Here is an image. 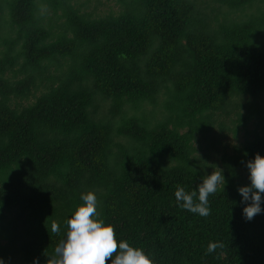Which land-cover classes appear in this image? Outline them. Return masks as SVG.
Returning a JSON list of instances; mask_svg holds the SVG:
<instances>
[{
    "label": "trees",
    "instance_id": "1",
    "mask_svg": "<svg viewBox=\"0 0 264 264\" xmlns=\"http://www.w3.org/2000/svg\"><path fill=\"white\" fill-rule=\"evenodd\" d=\"M113 2L0 0V258L45 264L64 231L50 222L92 191L153 264H264V212L245 220L236 191L264 156V0ZM241 130L209 214L181 208L176 186L215 169L198 137Z\"/></svg>",
    "mask_w": 264,
    "mask_h": 264
},
{
    "label": "clouds",
    "instance_id": "2",
    "mask_svg": "<svg viewBox=\"0 0 264 264\" xmlns=\"http://www.w3.org/2000/svg\"><path fill=\"white\" fill-rule=\"evenodd\" d=\"M248 184L237 187L241 198L242 215L245 220L264 212V156L254 154L253 158L245 161ZM225 184L222 170L215 167L209 174L204 175L193 190L186 191L177 185L174 197L179 206L200 216L209 214L208 196L223 188ZM81 204L77 205L63 225L55 220L50 222L52 233L61 232L63 236L55 244L45 264H153L152 259L140 247L131 246L128 241H117L114 228L106 224L98 212V199L94 192L81 193ZM220 245L210 241L206 251L212 252ZM0 264H5L0 258Z\"/></svg>",
    "mask_w": 264,
    "mask_h": 264
},
{
    "label": "rangeland",
    "instance_id": "3",
    "mask_svg": "<svg viewBox=\"0 0 264 264\" xmlns=\"http://www.w3.org/2000/svg\"><path fill=\"white\" fill-rule=\"evenodd\" d=\"M203 2L207 0H201ZM76 6H79L81 11L89 12L93 16H98L105 14L109 10H116V5L114 4L113 0H71ZM203 6L204 3H201ZM43 13L44 21L47 22L48 19H51L52 27L50 29L51 32L57 33L56 30V23L63 21V19L57 20L56 16L54 15L51 10H45L42 8L41 10ZM60 13V12H57ZM37 95V94H36ZM33 97H31L29 101H32ZM23 103H26L23 101ZM263 106H264V99H263ZM248 129H252L254 127L253 124H249ZM243 140V131L241 130L237 134V138H233L231 133L224 131L222 134L219 132L214 136H209L207 139H203L198 137L197 142L194 143V146L197 148V153L199 156L205 154L206 155V163L208 165H215V167H219L221 169V162L220 157L223 154H230L233 150V147L237 145L240 141ZM211 142L213 146H211ZM199 147V148H198ZM215 170V169H214ZM212 171V170H211ZM7 216H13L14 212L6 213Z\"/></svg>",
    "mask_w": 264,
    "mask_h": 264
}]
</instances>
